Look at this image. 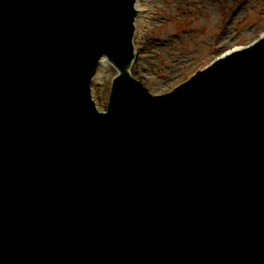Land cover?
I'll return each instance as SVG.
<instances>
[{
    "label": "water",
    "instance_id": "1",
    "mask_svg": "<svg viewBox=\"0 0 264 264\" xmlns=\"http://www.w3.org/2000/svg\"><path fill=\"white\" fill-rule=\"evenodd\" d=\"M134 3L0 0V264H264V36L154 95Z\"/></svg>",
    "mask_w": 264,
    "mask_h": 264
},
{
    "label": "rangeland",
    "instance_id": "2",
    "mask_svg": "<svg viewBox=\"0 0 264 264\" xmlns=\"http://www.w3.org/2000/svg\"><path fill=\"white\" fill-rule=\"evenodd\" d=\"M140 1L148 4L141 15L149 24L136 33L130 73L154 95L172 90L220 53L244 47L264 34V0ZM110 67L93 82L97 108H106L118 72Z\"/></svg>",
    "mask_w": 264,
    "mask_h": 264
},
{
    "label": "bare ground",
    "instance_id": "3",
    "mask_svg": "<svg viewBox=\"0 0 264 264\" xmlns=\"http://www.w3.org/2000/svg\"><path fill=\"white\" fill-rule=\"evenodd\" d=\"M154 1V0H153ZM178 1V0H176ZM135 7L136 9H140V18H135V26H136V33L139 29H141L142 26H145L146 24H149V22L147 23V19L144 18L142 15H141V11L142 10H146L148 8V4L146 2H141L140 0H135ZM153 17H149V20H152ZM142 45H143V42H142ZM234 50V49H232ZM229 52V51H227ZM225 52V53H227ZM224 52L220 53V55H223L225 54ZM135 60L132 62L134 63ZM110 63L108 60L106 59H103L100 64H99V68L97 69V71L95 72L94 76H93V82H95L96 80H99L103 74L104 71H107V69L111 68L110 67ZM131 70V68L129 69V71ZM131 72V71H130ZM132 73V72H131ZM107 74H109V70L107 72Z\"/></svg>",
    "mask_w": 264,
    "mask_h": 264
}]
</instances>
